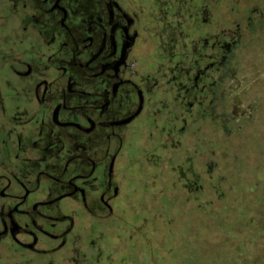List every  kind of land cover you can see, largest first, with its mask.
<instances>
[{"label":"flooded vegetation","instance_id":"af4514ba","mask_svg":"<svg viewBox=\"0 0 264 264\" xmlns=\"http://www.w3.org/2000/svg\"><path fill=\"white\" fill-rule=\"evenodd\" d=\"M262 2L230 27L219 0H0V264H134L138 135L173 149L207 116L230 132L241 24L264 38Z\"/></svg>","mask_w":264,"mask_h":264},{"label":"rangeland","instance_id":"374dc122","mask_svg":"<svg viewBox=\"0 0 264 264\" xmlns=\"http://www.w3.org/2000/svg\"><path fill=\"white\" fill-rule=\"evenodd\" d=\"M254 1L219 0L215 20L234 27L237 13L248 16ZM253 26L241 24L247 33L240 59L245 79L226 103L234 115L230 132L220 120L202 117L173 136L176 147L158 151L156 142L144 143L156 135L138 133L136 176L146 179H138L134 193L137 233L132 247L121 250L133 255L134 264H264V38L261 30L252 34ZM146 34L135 51L139 74L155 58V39ZM143 144L148 154L139 150ZM104 226L112 234L106 245L114 247L115 223L109 219Z\"/></svg>","mask_w":264,"mask_h":264},{"label":"trees","instance_id":"16d2710c","mask_svg":"<svg viewBox=\"0 0 264 264\" xmlns=\"http://www.w3.org/2000/svg\"><path fill=\"white\" fill-rule=\"evenodd\" d=\"M225 193H223V195H224ZM169 216H170V214H169ZM173 217H169V219H172ZM169 219L167 220V223L169 224ZM136 224H137V222H136ZM135 228H136V225L133 227V229H130L129 228V230L127 231V233H126V237L127 238H132L133 239V237L135 236V234L137 233V232H135L136 230H135ZM168 230H169V225H168ZM134 234V235H133ZM169 247V246H168ZM170 248V247H169ZM215 264H217V263H215Z\"/></svg>","mask_w":264,"mask_h":264}]
</instances>
